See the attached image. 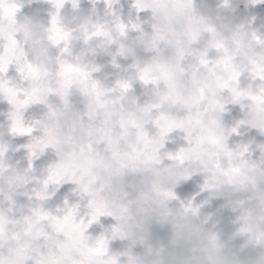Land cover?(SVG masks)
<instances>
[{"label":"clouds","instance_id":"obj_1","mask_svg":"<svg viewBox=\"0 0 264 264\" xmlns=\"http://www.w3.org/2000/svg\"><path fill=\"white\" fill-rule=\"evenodd\" d=\"M0 264H264V0H0Z\"/></svg>","mask_w":264,"mask_h":264}]
</instances>
